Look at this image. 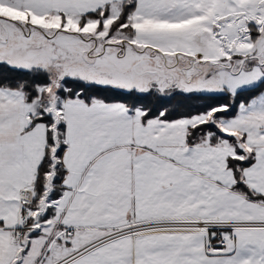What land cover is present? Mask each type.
Instances as JSON below:
<instances>
[{"label": "snow or ice", "instance_id": "snow-or-ice-1", "mask_svg": "<svg viewBox=\"0 0 264 264\" xmlns=\"http://www.w3.org/2000/svg\"><path fill=\"white\" fill-rule=\"evenodd\" d=\"M0 264H264V0H0Z\"/></svg>", "mask_w": 264, "mask_h": 264}]
</instances>
